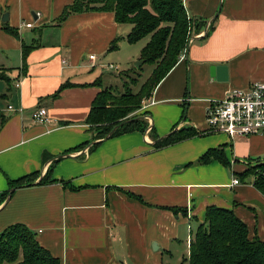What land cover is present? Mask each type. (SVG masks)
Here are the masks:
<instances>
[{
    "label": "crops",
    "instance_id": "0c3cea01",
    "mask_svg": "<svg viewBox=\"0 0 264 264\" xmlns=\"http://www.w3.org/2000/svg\"><path fill=\"white\" fill-rule=\"evenodd\" d=\"M73 2L0 0V203L9 181L37 174L0 204V233L23 224L62 264H188L192 230L219 207L264 242V195L252 175H239L264 161V133L230 138L209 132L205 118L210 100L264 82V0H183L189 18L205 25L142 100L146 131L107 140L88 118L97 96L113 88L106 74L124 73L110 61L128 63L118 55L134 45L126 40L132 26L110 12L61 21ZM131 51L130 60H142ZM39 107L49 123L32 119ZM181 128L200 135L155 148L153 136ZM211 149L224 151L228 166L199 164ZM51 166V180L40 184Z\"/></svg>",
    "mask_w": 264,
    "mask_h": 264
},
{
    "label": "trees",
    "instance_id": "16d2710c",
    "mask_svg": "<svg viewBox=\"0 0 264 264\" xmlns=\"http://www.w3.org/2000/svg\"><path fill=\"white\" fill-rule=\"evenodd\" d=\"M91 11L113 13L117 23L132 26L126 38L130 44L149 38L142 49L141 58L154 69L138 92L130 88L119 96H115L110 89L101 92L93 103L88 124L92 131L98 132L97 139L102 140L117 125L129 120L130 123L116 130L111 138L135 131L144 133L147 129L144 119L146 114H138L143 98L149 97L177 66L187 49L193 29L200 33L205 24L193 22L189 18L183 0H74L65 8L60 20L71 14ZM11 32L17 34L16 31ZM114 48L116 43L111 46V49ZM27 51L26 48L24 58ZM1 79H5V75L0 74ZM198 135L200 133L194 128H181L164 140H158L156 136H153V140L157 141L155 148L161 149ZM213 158L228 166L224 151L220 149L209 150L198 163L205 165ZM51 168L40 184L51 180L48 176ZM263 173L264 161L239 175H252L254 186L264 195ZM36 176L9 181L10 189L2 196L1 203L12 191L33 185ZM191 235L190 255L186 260L188 264H264V242L258 238L250 239L246 224L231 210L209 208L205 222L192 230ZM0 264L62 263L39 244L30 229L23 224H15L0 233Z\"/></svg>",
    "mask_w": 264,
    "mask_h": 264
},
{
    "label": "built area",
    "instance_id": "2783aa9c",
    "mask_svg": "<svg viewBox=\"0 0 264 264\" xmlns=\"http://www.w3.org/2000/svg\"><path fill=\"white\" fill-rule=\"evenodd\" d=\"M24 26L32 28L33 24ZM202 35L204 34L198 36ZM190 42H193L191 37L188 43ZM89 60L95 61L96 57L91 55ZM95 66L92 65V67ZM8 109L12 112L16 111L12 106ZM18 112L22 113L23 110L19 109ZM205 118L209 132L225 134L230 138L264 133V82H254L245 90L233 89L223 100H210ZM32 119L40 124L49 123L48 110L45 107H39L32 113ZM239 183L238 179L232 181L233 185Z\"/></svg>",
    "mask_w": 264,
    "mask_h": 264
},
{
    "label": "rangeland",
    "instance_id": "374dc122",
    "mask_svg": "<svg viewBox=\"0 0 264 264\" xmlns=\"http://www.w3.org/2000/svg\"><path fill=\"white\" fill-rule=\"evenodd\" d=\"M192 36V35H191ZM149 41V38H146L139 42L138 44L134 45H126L130 49H126L124 51H121L119 53V57L124 61H128V63L125 62L122 63L119 60L110 61V63L114 65H119L121 68V71L123 70L124 73L117 74L116 72L113 74H106V78L111 81V86L113 88H109L112 90L115 94V96H119L122 93H124L128 88L132 89L133 92H138L141 86L146 82V80L149 78V76L152 74V71L154 67L150 64L144 63L143 60H130L134 53L131 50L136 51V53H141L140 49L142 45L146 44ZM109 64V63H107ZM114 69V68H113ZM128 70H132L129 71ZM136 80V81H134ZM147 98V97H145ZM143 98V99H145ZM219 134V133H218ZM225 135V134H223ZM227 136V135H226ZM254 165L252 167H255L257 165H260V162L254 161ZM264 174V173H263ZM185 248V246H183ZM186 255V252L185 254Z\"/></svg>",
    "mask_w": 264,
    "mask_h": 264
},
{
    "label": "water",
    "instance_id": "95a60500",
    "mask_svg": "<svg viewBox=\"0 0 264 264\" xmlns=\"http://www.w3.org/2000/svg\"><path fill=\"white\" fill-rule=\"evenodd\" d=\"M221 9H222V4H220L219 11H218V13H217V15L215 16V18H214L213 21H215V19H217L218 15H219L220 12H221ZM213 21H212V22H213ZM210 25H211V23H209L208 26L206 27V31H205V34H206V35H207V33H208V30H209ZM190 45H191V42L188 43V46H187V49H186V53L188 52V50H189V48H190ZM128 123H130V120H129V121L122 122V123H120L119 125H117V126H116V127L110 132V134H109L104 140H107V139L111 138V136L114 134V132H115L116 130H118L120 127H122V126H124V125H126V124H128ZM9 198H10V195H9Z\"/></svg>",
    "mask_w": 264,
    "mask_h": 264
}]
</instances>
